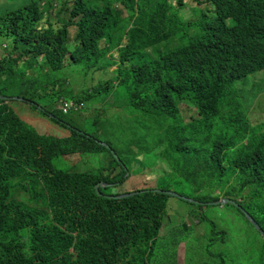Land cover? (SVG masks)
I'll list each match as a JSON object with an SVG mask.
<instances>
[{
    "label": "trees",
    "instance_id": "trees-1",
    "mask_svg": "<svg viewBox=\"0 0 264 264\" xmlns=\"http://www.w3.org/2000/svg\"><path fill=\"white\" fill-rule=\"evenodd\" d=\"M12 1L0 0L8 5L0 13V95L10 98L0 100V264H176L180 242L185 264H242L226 233L202 227L204 211L189 207V224L163 232L175 197L147 188L114 199L109 186L99 195L94 185L121 184L128 163L142 167V160L148 185H195V203L183 201L201 209L230 197L246 224L253 228L242 210L264 231V117L251 119L254 98L235 85L264 69V0ZM52 3L59 8L47 9ZM189 3L199 14L179 20ZM73 67L84 80L106 73L74 95ZM115 89L139 112L134 123L148 121L146 129H122L121 154L54 109L61 99L84 102ZM180 103L196 109L193 119L185 120ZM71 157L100 163L91 172L57 163ZM261 242L259 257L244 264H264Z\"/></svg>",
    "mask_w": 264,
    "mask_h": 264
},
{
    "label": "rangeland",
    "instance_id": "rangeland-1",
    "mask_svg": "<svg viewBox=\"0 0 264 264\" xmlns=\"http://www.w3.org/2000/svg\"><path fill=\"white\" fill-rule=\"evenodd\" d=\"M15 3L16 0L10 2L9 6H13ZM190 4L193 3L186 4L185 9L181 10L177 14L179 20L187 22L195 18L199 14L200 7L198 5ZM50 6L55 7V9L59 8L58 5L54 6V3H52L47 7V9H49ZM7 7V4H5V6H1L0 13ZM117 7L121 11L123 10L122 16L125 17L126 13L124 11L123 6L121 4H117ZM51 11L52 9L49 10V12ZM51 18L53 20L52 22L56 21L54 12H51ZM71 32L74 35L75 29L71 28ZM67 45L70 49L72 48V36H70ZM3 54L4 50H0V55ZM73 68H75L74 72L75 76H77L80 68ZM114 69L115 67H111L108 72ZM100 72L101 71H98L96 73L88 75L89 77L91 76V78L87 80L80 79V77L77 76V78H75L73 82L67 84V89L73 90L74 95H79L86 90H90L93 85L97 84L98 80H101L103 78L102 74L106 73V71L102 72V74ZM240 82L245 84L242 86L238 85L241 86L239 89L243 92V95H251L255 99L254 101L248 103L247 107L251 119L254 121L255 118L264 117V72L249 75L246 79H243ZM240 82H238L237 84H240ZM42 100V103L44 102V106L47 107L48 110H51L49 109V107L52 103H50L47 98ZM244 100L246 99L244 98ZM62 101L63 99H61L57 104L54 103L55 112L60 117H62L66 122H69L70 124L76 126L77 128L85 130L88 133L94 134L95 136H98L101 139V142L106 141L110 143L114 147L116 152L119 154L123 153L126 149V135L123 133V130H126L127 134V130H130L132 128L146 129L148 126V121L145 118H142L137 123H134L135 119H137L139 116V112L127 103L126 95L123 92L121 93L119 89H115V91H112L109 96L103 95L102 97H99L94 95L92 98H89L84 101L83 108L79 110L71 109L68 114H64L65 116H62L58 111L59 107L62 104ZM179 108L182 116L185 117L186 121H190L191 119H193L192 117L195 115L196 109L192 105L188 103H180ZM101 109L105 112L102 116L103 120H99L97 124H94L93 117L95 114H99ZM127 120L129 122V125H131L132 123L134 124L128 127ZM31 121L32 123L37 122L35 121V119H31ZM53 130H56V128H54ZM67 159L69 160V163L67 162L66 164H64L62 160L57 161V163L61 166L62 169L70 167L71 170L80 172H91L93 170V165L95 166V164L97 165L100 163L93 158H89V160L79 159V157H71ZM86 160L89 162V164ZM137 161H139V163H141V166L143 167L142 160ZM72 165L73 169L71 167ZM142 167H140V165H137V162L130 161L126 168L128 177H126V179L121 184H117L116 186L109 187L108 189H106V191H108L107 194L112 193L114 195L119 196L128 193L143 191V189L147 188L151 190L161 191L165 189L184 197L185 201L195 203L193 198H195V195L198 194L195 185H190L186 182H181V187H184V185L187 186L186 189H182L180 187H174V185L171 183H168L167 185H158L152 180L150 182L154 185H148V178L144 175L145 170L141 169ZM188 167L189 166H186V168ZM167 186L169 187L168 189ZM222 194L224 193H221L219 195ZM227 199L231 198L220 196L219 199L214 202L213 208L203 207L201 209L199 208L200 206L198 207L197 204H195V206H191L180 198H169L167 200L169 204L168 208L170 207L171 209L169 210L163 222V232L169 230L172 226L179 225L182 220H185V223L188 222L189 224L190 222L188 216H186V210L189 207H192L197 213H202V211H204V214L206 216H209V223L202 225V227L212 226L213 228H219L221 231L226 233L227 237H223L220 233H217L215 235V238L223 237L225 240H228L227 247L229 249H232V247L234 246L233 257L235 260H237L238 262L240 261L242 262V264H244V261L249 258L255 259L256 257H259V251L262 247L261 237L257 235L254 228H251L246 224V222L238 215V212L233 208L232 204H230L232 203V201ZM191 222L194 226H197L195 228V231L202 230L201 226H198L197 219H192ZM184 257V242H180L176 246V264H185Z\"/></svg>",
    "mask_w": 264,
    "mask_h": 264
},
{
    "label": "water",
    "instance_id": "water-1",
    "mask_svg": "<svg viewBox=\"0 0 264 264\" xmlns=\"http://www.w3.org/2000/svg\"><path fill=\"white\" fill-rule=\"evenodd\" d=\"M9 99L10 98H7V97H4V96L0 95V100L8 101ZM11 99H13V100H22V99L16 98V97L11 98ZM103 145H105V144H103ZM113 155H114V157H116L115 153H113ZM104 186H105V184L103 182H98V183H96L94 185V190L98 193V188L99 187H104ZM153 191H156V192H159V193H164L166 195H174V196L178 197L177 194H174L172 192L159 191V190H153ZM137 193H140V192L128 193V194H124V195H120V196H113V197L107 196V197L123 199V198H128V197L134 196ZM98 194L100 195V193H98ZM227 200H229V199H227ZM230 204L237 206V204L234 201H232V203H230ZM243 213H244L245 217L248 219L249 223L256 229V231L259 233V235L261 236V238L264 241V231L260 228V226L254 221V219L247 212L243 211ZM263 259H264V254H263Z\"/></svg>",
    "mask_w": 264,
    "mask_h": 264
},
{
    "label": "clouds",
    "instance_id": "clouds-1",
    "mask_svg": "<svg viewBox=\"0 0 264 264\" xmlns=\"http://www.w3.org/2000/svg\"><path fill=\"white\" fill-rule=\"evenodd\" d=\"M3 46H4V44H3ZM262 72H264V69L263 70H261V71H258L257 73H262ZM254 74H256V73H254ZM252 75V74H251ZM248 77V76H247ZM247 77H245V78H243V79H246ZM243 79H241V80H243ZM241 80H238V81H236V88H240L242 85H245V84H243V83H241L240 81ZM238 82H240V84H237ZM238 85H241V86H238ZM17 98V97H16ZM21 99V98H20ZM13 100V99H12ZM255 99H253V101H254ZM13 101H22V100H13ZM63 102H72L73 104H75V105H77V106H79L80 104H82V106H80V107H78L77 109H74V108H71V109H74V110H79V109H81V108H83V106H84V102H78V101H73V100H71V99H69V100H67V99H63V101H62V103ZM62 105V104H61ZM61 107V106H60ZM60 107H59V110H60ZM253 107H254V105H253ZM70 109V110H71ZM69 110V111H70ZM61 111V110H60ZM69 111L67 112V113H65V114H68L69 113ZM61 113H62V111H61ZM62 114H64V113H62ZM248 115H249V111H248ZM128 173H126V175H127ZM117 185V184H116ZM106 186H109V187H112V184H108V185H106L105 184V186L104 187H106ZM100 188V187H99ZM99 188H98V190H99ZM150 191H153V190H151V189H149ZM159 191H161V190H159ZM163 191H166V192H171V191H168V190H163ZM138 192H142V191H138ZM144 192V191H143ZM153 192H156V191H153ZM98 193H99V191H98ZM157 193H159V192H157ZM172 193H174V192H172ZM164 194V193H163ZM174 194H176V193H174ZM101 195V194H100ZM166 195V194H165ZM178 195V194H177ZM108 196H110V197H113V196H118V195H108ZM120 196V195H119ZM168 196H172V197H175V198H180L181 200H184L185 201V199H184V197H182V196H179L178 195V197H176V196H174V195H168ZM107 197V196H106ZM114 199H118V198H114ZM124 199V198H123ZM229 200H232V201H234L233 199H229ZM197 202V201H196ZM232 206H235V205H232ZM242 213H243V210H242ZM243 216H244V218L248 221V219L245 217V215H244V213H243ZM255 221V220H254ZM249 222V221H248ZM251 225V224H250ZM253 227V226H252ZM254 228V227H253ZM254 230L256 231V229L254 228ZM257 232V231H256ZM258 233V232H257ZM259 234V233H258ZM260 236V235H259ZM261 237V236H260ZM262 239V238H261ZM263 240V239H262ZM264 242V241H263ZM264 254V253H263Z\"/></svg>",
    "mask_w": 264,
    "mask_h": 264
},
{
    "label": "built area",
    "instance_id": "built-area-1",
    "mask_svg": "<svg viewBox=\"0 0 264 264\" xmlns=\"http://www.w3.org/2000/svg\"><path fill=\"white\" fill-rule=\"evenodd\" d=\"M82 106V104H80L79 106L73 104L72 102H63L60 110L62 111V113H67L71 108L77 109L78 107Z\"/></svg>",
    "mask_w": 264,
    "mask_h": 264
}]
</instances>
